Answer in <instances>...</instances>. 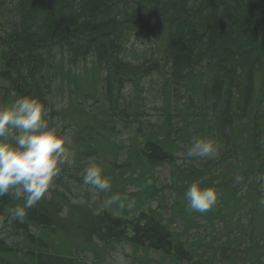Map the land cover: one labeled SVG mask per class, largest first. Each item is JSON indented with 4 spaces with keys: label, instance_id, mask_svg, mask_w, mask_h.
<instances>
[{
    "label": "trees",
    "instance_id": "trees-1",
    "mask_svg": "<svg viewBox=\"0 0 264 264\" xmlns=\"http://www.w3.org/2000/svg\"><path fill=\"white\" fill-rule=\"evenodd\" d=\"M21 96L71 133L76 164L100 161L112 187L99 194L130 200L131 173L144 197L132 210L75 202L71 183L85 184L66 163L22 219L8 222L23 196L0 198V264H99L126 246L138 264H264V0H0V108ZM203 138L215 158L187 157ZM165 166L170 193L153 208ZM193 182L217 191L211 211L188 209Z\"/></svg>",
    "mask_w": 264,
    "mask_h": 264
},
{
    "label": "clouds",
    "instance_id": "clouds-1",
    "mask_svg": "<svg viewBox=\"0 0 264 264\" xmlns=\"http://www.w3.org/2000/svg\"><path fill=\"white\" fill-rule=\"evenodd\" d=\"M68 140L49 128L47 109L38 98L21 96L10 107L0 108V198H21L23 206L15 207L8 220L22 219L54 187L61 166L69 161ZM219 145L212 139H194L186 151L189 158H215ZM83 183L107 193L112 185L103 169L90 164L83 172ZM239 179V178H238ZM264 189V185H262ZM126 197L112 195L104 205L125 207ZM189 210L206 213L218 200L214 188H202L193 182L185 192ZM264 205V199L260 201Z\"/></svg>",
    "mask_w": 264,
    "mask_h": 264
},
{
    "label": "rangeland",
    "instance_id": "rangeland-1",
    "mask_svg": "<svg viewBox=\"0 0 264 264\" xmlns=\"http://www.w3.org/2000/svg\"><path fill=\"white\" fill-rule=\"evenodd\" d=\"M149 87H150V83H149V80H147L145 85H144V96L149 98L148 102H151L152 99L157 96V92H155L157 87H156V85H154L153 86L154 88L151 89L150 91L148 90ZM148 112H149V114H154L151 110H148ZM60 129L62 130V128H60ZM59 134L62 135V132H59ZM63 136H65L68 140L67 148L69 150V161L67 162V164L71 168L70 172L75 176V178L77 180L83 181L82 177H83L84 169H86L90 164H96L102 168L100 161H97V160H89V161L86 160V161H81L80 163L76 164L74 147L72 146L73 144H72L71 133H68V131H67L66 133L63 134ZM118 139L119 140L123 139L127 144L128 138L126 135H123ZM178 158H179V161H178L177 165L183 164L182 162H184L186 164L194 163L190 160L183 161V159H182L183 157H178ZM199 163H200L199 161L198 162L195 161L194 164H199ZM170 171H171V168L169 166L160 167V168H157L155 170V175H154L155 185H156L157 189H162L163 192L161 191L159 193V195L157 196L156 201L155 200L153 201V203L151 205L153 208H156V206L158 205V201H159L160 196L166 195V194L168 195L170 193L168 188H167V186H171ZM60 173L55 178V180L60 176ZM123 177L125 179V182H127V184L124 188V190L126 189L125 193H127L130 196H131V194L135 195L130 200H128L127 198L124 200L125 206H127V208L129 210H132V209H134V206H136V204L138 205L141 202L140 199H142L144 196H142V197L137 196L138 194L141 193L140 187L137 185L129 186V182H132V181L127 180L128 178H136L137 174L132 175L131 173H126ZM132 184H134V183L132 182ZM71 190H72V194H73V197H71V198L75 202H87V201H89V203L91 205L98 207V209H100L101 207H102V209H106V210L111 208L110 206L106 207L104 205V201H106L107 199L101 193L99 194L98 190L92 189L91 187L85 186L83 184H81V185L74 184L72 186V183H71ZM126 197H127V195H126ZM170 200L171 199H166L167 205H169L171 203ZM163 214L166 216V213H163ZM205 224L206 223L203 221L200 222V224H198V225H200V227L193 229V231L191 232L192 237H196L197 239L203 241L204 238L206 237L207 233L211 232V229L210 230L207 229V231H205V226H207V224L206 225ZM214 226L218 230L221 227V224L216 222L214 224ZM143 257L144 256L142 255V253L135 255V252L131 247H127V246L126 247H119V248H115V250L109 254L104 253L103 255H101V261L99 262V264H138L137 262H135V259L136 258L142 259ZM147 258L150 261L151 260L157 261L159 259V256L156 254H154V255L151 254ZM82 259L86 264H92V257L89 253L82 255Z\"/></svg>",
    "mask_w": 264,
    "mask_h": 264
}]
</instances>
